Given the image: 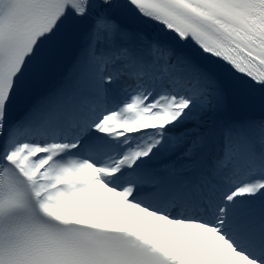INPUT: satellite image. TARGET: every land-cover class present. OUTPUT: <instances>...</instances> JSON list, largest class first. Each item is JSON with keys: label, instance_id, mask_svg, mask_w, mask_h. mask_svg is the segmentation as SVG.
Masks as SVG:
<instances>
[{"label": "snow or ice", "instance_id": "1", "mask_svg": "<svg viewBox=\"0 0 264 264\" xmlns=\"http://www.w3.org/2000/svg\"><path fill=\"white\" fill-rule=\"evenodd\" d=\"M0 264H264V0H0Z\"/></svg>", "mask_w": 264, "mask_h": 264}, {"label": "bare ground", "instance_id": "2", "mask_svg": "<svg viewBox=\"0 0 264 264\" xmlns=\"http://www.w3.org/2000/svg\"><path fill=\"white\" fill-rule=\"evenodd\" d=\"M116 99H120V95Z\"/></svg>", "mask_w": 264, "mask_h": 264}, {"label": "rangeland", "instance_id": "3", "mask_svg": "<svg viewBox=\"0 0 264 264\" xmlns=\"http://www.w3.org/2000/svg\"><path fill=\"white\" fill-rule=\"evenodd\" d=\"M119 96V93H117L116 98Z\"/></svg>", "mask_w": 264, "mask_h": 264}]
</instances>
